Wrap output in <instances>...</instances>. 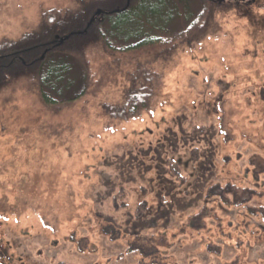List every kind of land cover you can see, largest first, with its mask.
<instances>
[{"label": "rangeland", "instance_id": "obj_1", "mask_svg": "<svg viewBox=\"0 0 264 264\" xmlns=\"http://www.w3.org/2000/svg\"><path fill=\"white\" fill-rule=\"evenodd\" d=\"M206 1L200 38L90 50L74 102L0 94V264H264V0ZM79 7L0 0V41Z\"/></svg>", "mask_w": 264, "mask_h": 264}, {"label": "trees", "instance_id": "obj_2", "mask_svg": "<svg viewBox=\"0 0 264 264\" xmlns=\"http://www.w3.org/2000/svg\"><path fill=\"white\" fill-rule=\"evenodd\" d=\"M126 3L80 0L76 11L44 12L36 31L16 41H0V94L19 84L32 85L44 106L74 102L91 85L86 60L90 50L113 56L157 48L172 39H197L202 27L189 34L184 25L194 17L202 25L213 16V5L206 0H130L128 7ZM97 10L112 13L100 15V21L86 28ZM126 94L127 108L134 114L146 105L138 107L137 101L150 93L143 87Z\"/></svg>", "mask_w": 264, "mask_h": 264}, {"label": "snow or ice", "instance_id": "obj_3", "mask_svg": "<svg viewBox=\"0 0 264 264\" xmlns=\"http://www.w3.org/2000/svg\"><path fill=\"white\" fill-rule=\"evenodd\" d=\"M198 15H200L201 19H203L204 17V13L203 12H199L198 10ZM193 21H195V23H193ZM202 27V25H200V21L199 20H195V17L193 18V20H190L188 23H186L184 25V31L188 32L189 34L195 33L197 28ZM209 39H211V37H209ZM205 80H207V77H205Z\"/></svg>", "mask_w": 264, "mask_h": 264}, {"label": "water", "instance_id": "obj_4", "mask_svg": "<svg viewBox=\"0 0 264 264\" xmlns=\"http://www.w3.org/2000/svg\"><path fill=\"white\" fill-rule=\"evenodd\" d=\"M217 2H245V1H250V2H253L254 0H216ZM130 0H127V3H126V7H128V4H129ZM112 12H105V11H97L94 15L95 16H100V15H103V14H111ZM93 22V19L90 20L89 22V25L87 27L90 26V24H92Z\"/></svg>", "mask_w": 264, "mask_h": 264}]
</instances>
